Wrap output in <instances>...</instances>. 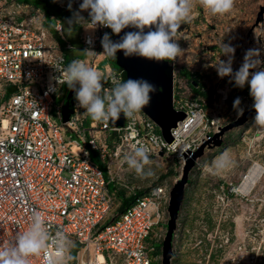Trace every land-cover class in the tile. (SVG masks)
Returning a JSON list of instances; mask_svg holds the SVG:
<instances>
[{
    "label": "built area",
    "instance_id": "2783aa9c",
    "mask_svg": "<svg viewBox=\"0 0 264 264\" xmlns=\"http://www.w3.org/2000/svg\"><path fill=\"white\" fill-rule=\"evenodd\" d=\"M43 1L69 11V0ZM80 3L72 0V15ZM80 15L89 19L87 11ZM46 22L39 7L0 0V247L26 231L31 213L39 211L50 231L61 230L79 245L77 264H90L91 256L98 255L105 264H161V248L156 245L166 232V228L162 233L159 230L166 221L169 191L150 186L134 193L129 204L114 214L115 191L109 185L133 145L144 147L149 158L183 161L180 146L186 137L176 142V128L181 125L188 131L200 118L189 137L201 124L207 130L214 127V117L208 122L197 99L182 104L173 95V108L186 116L171 129L173 140L167 143L143 112L135 119L124 118L122 127L112 128L110 122L92 121L84 109H78L74 94L64 120L65 102L60 95L67 85L63 71L73 60H83L100 73L101 94L116 81L123 82V71L111 62L98 70L106 58L99 54L108 28L75 24L73 45L66 39L62 22ZM92 152L106 176L91 158ZM45 259V255L32 258L30 264H45Z\"/></svg>",
    "mask_w": 264,
    "mask_h": 264
},
{
    "label": "rangeland",
    "instance_id": "374dc122",
    "mask_svg": "<svg viewBox=\"0 0 264 264\" xmlns=\"http://www.w3.org/2000/svg\"><path fill=\"white\" fill-rule=\"evenodd\" d=\"M52 7L56 13V8ZM260 9H263L262 21L256 24ZM51 18L54 23L55 17L51 15ZM62 24L66 39L75 45L77 29L69 25L65 13L62 14ZM178 31L176 39L183 52L175 60H170L174 63V98L180 99L182 104L197 99L203 105L208 122L214 117L216 124L208 130L201 124L184 140L190 151L201 145L204 148L188 173V184L173 233L170 264H264V130L254 126V111L243 124L221 132L243 113L253 109V100L247 85L237 88L230 82L231 77L220 78L215 69L220 60H227L221 51L223 43L235 49L233 72L243 63L250 46H255L260 53V64L252 71L264 70V0H234L232 10L222 16L208 14L198 0H194L189 21L182 23ZM110 62L106 57L99 62L98 70H103ZM180 70L188 73L187 79L178 73ZM195 83L201 85L200 92L204 96L194 95L191 91V84ZM224 91H227L226 97H223ZM69 92L67 86L61 90L63 102ZM74 94L72 92L70 96L73 100ZM236 98L240 99V105L234 108ZM215 135L220 141L217 146L212 141ZM224 153H227V166L214 173L210 169ZM149 159L151 163L146 169L151 168L152 176L142 177L126 163L116 171L109 185V189L115 191L114 214L122 210L119 193L128 198L154 185L169 191L180 177L182 160L172 157ZM95 162L106 176L105 168L96 158ZM252 166H257L261 175L250 193L245 195L239 192L238 186ZM165 219L159 233L165 230L167 213ZM156 247L161 248V244Z\"/></svg>",
    "mask_w": 264,
    "mask_h": 264
},
{
    "label": "clouds",
    "instance_id": "9594fccd",
    "mask_svg": "<svg viewBox=\"0 0 264 264\" xmlns=\"http://www.w3.org/2000/svg\"><path fill=\"white\" fill-rule=\"evenodd\" d=\"M55 2V0H54ZM194 0H82L79 11L69 19L74 24H91L111 29L119 35L125 28L137 31L127 32L119 41H113L108 33L101 39L104 55L116 58L117 52H123L125 58L137 56L150 61L175 60L182 52L178 40V30L182 23L190 19ZM200 6L212 16L229 13L234 0H198ZM72 11V0L68 2ZM87 11L89 19L80 15ZM154 27L155 30H151ZM149 31L145 32V29ZM90 42V41H89ZM222 55L227 60H220L215 67L220 78L231 77L237 88L249 87L253 100L252 108L256 112L254 126L264 130V70L252 71L260 64V53L257 50L246 52L244 61L238 70L233 72L232 64L235 49L229 44L221 45ZM85 52H93L86 50ZM95 53V52H93ZM96 54V53H95ZM63 80L75 93L78 109L95 122H115L121 118L135 119L141 110L150 103L151 94L156 91L154 85L144 79H131L126 82H115V86L104 94L100 73L89 67L83 60H73L63 71ZM79 85V87H77ZM240 99L234 100L237 108ZM242 114V110H239ZM130 169L142 177L152 176L151 163L144 147L133 145L124 156ZM227 153L222 154L211 171L219 173L227 166ZM75 243L61 230L50 231L39 211H33L26 231L18 233L14 242L0 247V264H30V259L46 256L45 264H69L74 259L72 249Z\"/></svg>",
    "mask_w": 264,
    "mask_h": 264
},
{
    "label": "water",
    "instance_id": "95a60500",
    "mask_svg": "<svg viewBox=\"0 0 264 264\" xmlns=\"http://www.w3.org/2000/svg\"><path fill=\"white\" fill-rule=\"evenodd\" d=\"M263 9H260L256 24L262 21ZM181 28V27H180ZM151 30H155L154 27ZM137 31L134 28H125L119 35H114L109 29V35L111 39L119 41L127 32ZM149 29H145V32ZM117 68L123 71V82L131 79H144L154 85L156 91L151 94L150 103L145 106L141 112L148 116L160 129V133L163 139L167 143H171L173 137L171 136V129L177 127V123L185 119V113L182 111H176L173 106V63L170 61H150L137 56L125 58L123 52H117L116 58L109 59ZM72 90H70L68 97L65 100L63 108V119L66 120L71 112V106L73 98H71ZM251 109L235 121L224 127L221 132L237 127L245 122L247 118L254 112ZM124 117L121 114V118L115 122H110L112 128L122 127ZM218 135L212 138L214 146L220 144L217 139ZM204 145H201L195 151H188L183 155V167L180 177L174 182L169 190V199L167 205L168 221L166 223V233L161 243V264H170L173 257L172 243L174 238V231L176 227V221L178 218L181 203L184 197L185 186L188 184V173L194 165V161L202 155Z\"/></svg>",
    "mask_w": 264,
    "mask_h": 264
},
{
    "label": "trees",
    "instance_id": "16d2710c",
    "mask_svg": "<svg viewBox=\"0 0 264 264\" xmlns=\"http://www.w3.org/2000/svg\"><path fill=\"white\" fill-rule=\"evenodd\" d=\"M26 2H29L32 5H34L35 7H40L42 9V11L44 12L46 19H47V22H46L47 25L51 24V15H53L55 17V19L59 20L60 22H62V14L63 13H65L67 21H69V19L73 16L72 12H70V11L62 12L58 9H56V13H54L52 4L45 2V1L41 2L40 0H26ZM74 26H75V24H74ZM114 67H116V66H114ZM178 73L187 79L188 73H186L185 71H182V70H180ZM200 88H201V85H199V84H196V83L191 84V91L194 93V95L204 96L205 94L200 92ZM92 155H91V158L93 159V161H95V158L97 160L96 154L94 152H92ZM140 193H141V190L135 192V194H140ZM133 197L134 196L124 198L122 193L118 194V198H119V201L121 203L122 210L124 209L125 206H127L129 204V202L133 199ZM78 250H79V245L75 243V247L72 249V256L74 257V259L72 261H70L69 264H75V257H76V253Z\"/></svg>",
    "mask_w": 264,
    "mask_h": 264
},
{
    "label": "bare ground",
    "instance_id": "6f19581e",
    "mask_svg": "<svg viewBox=\"0 0 264 264\" xmlns=\"http://www.w3.org/2000/svg\"><path fill=\"white\" fill-rule=\"evenodd\" d=\"M249 50H255V46L254 47L250 46ZM222 94H223V97H226L227 91H224ZM185 122H187V120ZM199 122H200V118H198L195 121V124L189 125L190 127L188 131H184L183 126L181 125L178 126V128H176V138L177 139L175 141L181 143L182 141H179V139L187 137L188 134L199 124ZM180 147L182 151H184V153L189 151L187 150V147L185 145H182ZM260 175H261V170L257 166L250 167L247 173L245 174L243 180L241 181L240 185L238 186L239 192L245 195L249 194L253 186L255 185V183L258 181ZM90 264H105V263L101 255H98L92 258V261Z\"/></svg>",
    "mask_w": 264,
    "mask_h": 264
},
{
    "label": "crops",
    "instance_id": "0c3cea01",
    "mask_svg": "<svg viewBox=\"0 0 264 264\" xmlns=\"http://www.w3.org/2000/svg\"><path fill=\"white\" fill-rule=\"evenodd\" d=\"M17 2L20 4V3H22V4H28V5H31V6H34V5H32L31 3H29V2H22L21 0H17ZM40 8V7H39ZM41 9V8H40ZM42 10V9H41Z\"/></svg>",
    "mask_w": 264,
    "mask_h": 264
}]
</instances>
